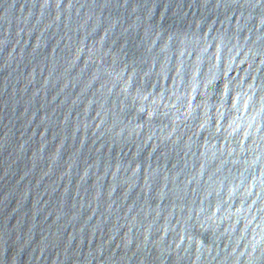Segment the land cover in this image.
<instances>
[{
	"label": "water",
	"instance_id": "water-1",
	"mask_svg": "<svg viewBox=\"0 0 264 264\" xmlns=\"http://www.w3.org/2000/svg\"><path fill=\"white\" fill-rule=\"evenodd\" d=\"M0 264H264V0H0Z\"/></svg>",
	"mask_w": 264,
	"mask_h": 264
}]
</instances>
